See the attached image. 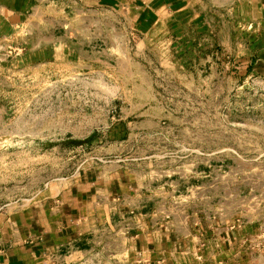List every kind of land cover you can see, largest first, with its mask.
<instances>
[{
  "label": "rangeland",
  "instance_id": "374dc122",
  "mask_svg": "<svg viewBox=\"0 0 264 264\" xmlns=\"http://www.w3.org/2000/svg\"><path fill=\"white\" fill-rule=\"evenodd\" d=\"M110 21L0 27V209L120 161L148 175L161 221L240 227L241 264H264V33L149 46Z\"/></svg>",
  "mask_w": 264,
  "mask_h": 264
},
{
  "label": "crops",
  "instance_id": "0c3cea01",
  "mask_svg": "<svg viewBox=\"0 0 264 264\" xmlns=\"http://www.w3.org/2000/svg\"><path fill=\"white\" fill-rule=\"evenodd\" d=\"M71 15L94 28L121 19L149 46L264 33V0H0L6 29H39ZM223 46L227 54L237 52ZM119 162L91 164L69 182L52 183L30 205L0 209V264H85L89 245L109 249L115 264L119 258L126 264H241L252 256L240 227L161 221L150 207L148 175Z\"/></svg>",
  "mask_w": 264,
  "mask_h": 264
}]
</instances>
